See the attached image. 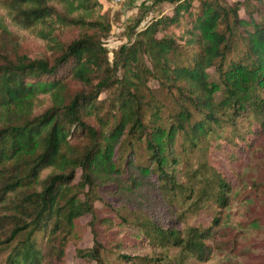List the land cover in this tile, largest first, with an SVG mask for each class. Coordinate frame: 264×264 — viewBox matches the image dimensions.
Listing matches in <instances>:
<instances>
[{
	"label": "trees",
	"instance_id": "1",
	"mask_svg": "<svg viewBox=\"0 0 264 264\" xmlns=\"http://www.w3.org/2000/svg\"><path fill=\"white\" fill-rule=\"evenodd\" d=\"M0 1L11 22L41 25L39 33L58 48L52 62L0 57V226L11 232L8 243L26 235L6 264H44L37 234L59 237L62 254L72 240L78 244L81 218L94 213L99 189L115 184L113 192L126 199L155 183L172 210L200 202L216 206L212 224L183 231L161 218L160 209L156 219L137 225L119 217V230L138 243L120 246V258L137 264L208 261V240L221 225L232 188L206 152L214 142L239 146L242 117L254 115L264 129V0H154L158 14L143 26L140 17L134 39L113 59L103 36L89 31H111L106 14L88 19L98 0ZM54 22L84 32L63 44ZM73 80L82 87L72 90ZM226 126L232 127L229 138ZM194 150L203 159L184 165ZM98 221L112 224L106 217ZM147 246L146 254H132ZM170 247L178 257L164 254ZM103 249L97 242L77 253L105 264Z\"/></svg>",
	"mask_w": 264,
	"mask_h": 264
},
{
	"label": "rangeland",
	"instance_id": "2",
	"mask_svg": "<svg viewBox=\"0 0 264 264\" xmlns=\"http://www.w3.org/2000/svg\"><path fill=\"white\" fill-rule=\"evenodd\" d=\"M98 1L100 5L96 6L88 19H100L106 14L111 22V31L107 35L103 30L89 31L103 36L102 41L108 48L111 59L122 44L134 39V28L140 17L145 16L141 24L143 26L159 12L158 8H153L154 0H129L119 5L112 4L110 0ZM170 9L171 6L166 7L165 11ZM241 12L244 13L243 10ZM4 23L9 25V31L0 25V57L17 59L26 55L52 62L58 54L55 42L46 34L39 33L41 25L26 28L11 22L8 8L0 1V24ZM53 25L51 28L54 34L63 44H68L84 32L82 28L74 25L57 22ZM49 31L51 29L46 27L44 33ZM211 77L217 80L218 76L212 72ZM150 84L158 87L156 80H151ZM80 87L81 82L76 80L71 82L72 90ZM107 94L109 92L103 93L101 98ZM220 97L218 96V99ZM45 102L47 105L50 104L49 99ZM224 132L229 138L233 133L232 127L226 126ZM239 134L245 137L244 140L240 138L239 146L232 143L218 145L214 142L206 152L208 162L227 178L232 188L229 205L221 213V225L217 228L215 236L208 240L213 250L212 256L203 263L188 260L183 264H264V129L255 116L250 114L238 120L237 137H242ZM182 141L178 139V149H181ZM202 155L201 150L190 152L184 165L187 163L188 166L197 165L203 159ZM111 187L110 191L99 189L102 198L94 202V213L81 218L83 238L78 244L72 240L64 254L61 253L59 237H48L46 240L41 234H37L36 242L45 247L44 264H97L95 260H87L77 253L78 248H92L97 242L103 245L102 256L105 264H137L119 256L121 248L136 241L130 231L119 230L116 225L119 217H124L130 221L129 223L137 225L156 219L155 217L160 215L158 211L160 209L164 215V217L160 215L161 218L171 221L178 229L184 231L192 226H210L216 214V206L202 202L189 209L187 204L185 207L172 210L161 198L157 183L141 186L140 190H132L126 199L113 192L117 189L115 184ZM105 217L112 221V224L98 221V218L105 220ZM10 234V231L0 226V264H6L13 249L26 238V235L19 236L14 242L8 243L5 240ZM149 249L147 246L136 253L126 252L144 255ZM161 251L162 249H158V255ZM164 254L178 257L179 250L170 247L164 250Z\"/></svg>",
	"mask_w": 264,
	"mask_h": 264
},
{
	"label": "built area",
	"instance_id": "3",
	"mask_svg": "<svg viewBox=\"0 0 264 264\" xmlns=\"http://www.w3.org/2000/svg\"><path fill=\"white\" fill-rule=\"evenodd\" d=\"M125 1H127V0H110V2H112V4H114V5H119L121 3H124Z\"/></svg>",
	"mask_w": 264,
	"mask_h": 264
}]
</instances>
